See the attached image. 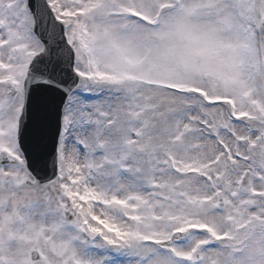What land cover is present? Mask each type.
I'll use <instances>...</instances> for the list:
<instances>
[{"label":"snow or ice","instance_id":"snow-or-ice-1","mask_svg":"<svg viewBox=\"0 0 264 264\" xmlns=\"http://www.w3.org/2000/svg\"><path fill=\"white\" fill-rule=\"evenodd\" d=\"M0 264H264V0H0Z\"/></svg>","mask_w":264,"mask_h":264}]
</instances>
